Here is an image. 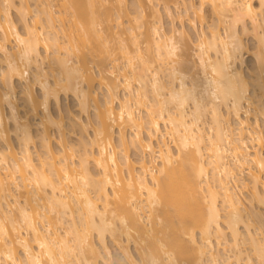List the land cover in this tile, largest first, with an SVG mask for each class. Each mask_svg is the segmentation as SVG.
<instances>
[{
    "label": "bare ground",
    "instance_id": "1",
    "mask_svg": "<svg viewBox=\"0 0 264 264\" xmlns=\"http://www.w3.org/2000/svg\"><path fill=\"white\" fill-rule=\"evenodd\" d=\"M125 1L10 0L11 7L6 12L0 10V178L13 177L19 169L16 181L24 177L44 185L51 178L41 170L51 166L65 184L73 183L77 176L87 179L93 188L95 182L113 181L115 190L111 186L107 189L111 202L119 207L129 203L133 210L155 198L151 181L143 184L140 180L143 168L154 159L161 171L171 168L169 183L174 190L187 186L183 163L174 166L181 154L167 140L170 125L156 120L150 106L155 85L145 80L141 70L155 62L162 69L160 79L167 89L168 112L188 116L197 113L205 154L219 155L234 187L251 193L255 186L264 194V135L259 130L264 120V0H200L199 5L178 1L186 13L181 20L189 22L197 38L201 34L211 38V27L217 31V38L225 41L208 54L207 60L198 57L199 72L171 46L175 31L166 32L158 19L150 23L148 32L143 30V7L141 13L136 11L142 30L127 27L130 42L122 37L118 26L105 31L102 14L111 6L114 12L123 9ZM107 4L111 5L107 12L101 11ZM205 4L214 16L207 26ZM167 10L173 16L169 6ZM110 13L107 18L111 20V16L119 15ZM115 18L117 25L123 23L121 14ZM225 25H234V29ZM36 32L53 37L61 33L78 42V59L88 72L86 90L76 79V67L70 58L57 60L44 46L47 41L38 49L27 42ZM249 37L255 41L253 47L247 43ZM90 44L93 52L108 54V68L96 60L98 54L86 50ZM246 56L253 60L248 70ZM173 57H178L175 68L166 62ZM71 95L77 100V111L62 108L63 96ZM142 109L145 114H141ZM127 129L133 132L130 137ZM70 133L77 136L75 143L70 141ZM165 144L169 146L167 151L161 148ZM133 150L136 157H132ZM21 187L24 190L18 191L9 179L0 190V209L7 212L10 205H15L12 215L18 221L38 200L52 195L51 188ZM201 216L199 206H178L169 216L165 235L186 259L189 253L180 240L181 226L189 217L199 220ZM249 217L257 227L264 225V207L251 205ZM240 229L243 231L244 226ZM14 251L17 257L23 255L18 246ZM13 259L7 252H0V264H13ZM159 260L160 264H169L163 254Z\"/></svg>",
    "mask_w": 264,
    "mask_h": 264
},
{
    "label": "clouds",
    "instance_id": "2",
    "mask_svg": "<svg viewBox=\"0 0 264 264\" xmlns=\"http://www.w3.org/2000/svg\"><path fill=\"white\" fill-rule=\"evenodd\" d=\"M10 7V0H0V10L6 12ZM225 26L234 29V25ZM209 31L211 38L201 34L193 43L195 55L201 60H207L209 53L225 44L217 38L215 28L210 27ZM43 41H47L44 46L57 60H72L75 77L86 90L88 72L78 59V42L61 33L53 37L40 32L33 33L27 42L38 49ZM171 46L178 53L182 51V32L173 35ZM177 61L178 57H173L166 62L175 68ZM141 71L145 80L155 85L151 88L154 102L150 106L156 120L170 125L167 135L181 154V160L175 159L174 166L183 163L187 186L174 190L169 183L171 168L161 171L154 159L143 168L140 180L143 184L151 181L155 198L133 210L129 203L119 207L111 202L107 189L111 186L115 190L113 181L95 182L93 188L87 179L77 176L73 183L65 184L56 169L47 166L41 174L51 179L37 185L24 177L16 181L14 176L20 175L16 169L13 177L0 178V190L11 179L18 191L24 190L21 185L41 190L51 188L52 195L38 200L19 221L12 215L15 205H10L7 212L0 209V252L14 258L13 264H160L161 254L168 258L169 264H264V225L257 227L249 217L251 205L259 203L264 207V194L253 186L251 199H247L244 189L230 184L231 173L221 166L219 155L205 154L198 114L169 113L167 89L160 79L162 69L153 62ZM168 147L161 146L164 151ZM178 206H199L202 212L199 220L189 217L181 226L179 235L189 253L187 259L165 235L169 216ZM21 232L25 235L21 236ZM15 246L21 249L22 256H16Z\"/></svg>",
    "mask_w": 264,
    "mask_h": 264
},
{
    "label": "rangeland",
    "instance_id": "3",
    "mask_svg": "<svg viewBox=\"0 0 264 264\" xmlns=\"http://www.w3.org/2000/svg\"><path fill=\"white\" fill-rule=\"evenodd\" d=\"M178 1L179 0H127V1H125L126 3H122L125 5L123 9L121 7V10L120 9H119V11L115 10L116 13L119 12V15H116L112 6L110 4H107L106 6L101 8V11L107 12V8L109 6H111L110 8H112V9L110 11V8H109V12H111L112 14L111 13L110 14L111 15L115 14L117 17L120 16V14H121V16H122L121 20L123 21V23L121 25H117L116 24L117 20L114 22V20L116 19L115 18L116 16H113L114 18L111 16V18H112V20H111V19H109V17L107 18V15H109V12H107L106 14L104 12V14H102V16L100 18L102 21L101 26L104 27L105 31H108V28L111 26H113V27L115 26V28L118 26L117 30H119L120 34H122V37H125L130 42V37L128 34L127 27L129 25H133V26H135V29L138 28L137 14L141 13L140 10L143 11V9H142V7H143L144 12L146 14L145 25H144L143 30L145 29L146 32H148V29H149L148 27H149L150 23H152L153 20H154L153 22H157L159 20L158 24H161L166 32H169V33L172 31H175V33L176 32H182L184 35V46H183L182 51L179 53H180L181 57L189 64L190 67L194 66L195 70L197 72H199V67L197 65L198 64V56L195 55L196 50L193 47V43L197 40V33H196L197 31L191 27V25L189 24L188 21L181 20L182 17H180V16L182 14H186V13H185L184 5L178 4ZM186 1L187 2L192 1L198 5L200 4V0H186ZM140 5H141V8L138 9L140 7ZM168 6L170 7L171 11L173 12V16H171L169 14V12L167 10ZM115 9H117V8H115ZM112 10H113V12H112ZM137 10H138V13L136 12ZM135 13H136L137 19L134 18ZM204 13L206 15L204 25L207 26L208 24L212 23L213 19H214L212 10L208 4L204 5ZM184 16H185V18L188 17L187 15H184ZM186 20H187V18H186ZM58 23H60V22H58ZM197 27H199V28L201 27L199 20H197ZM136 30H137V32H140L142 30V28H138ZM146 35L147 34H145V36L141 37V39L145 40ZM246 40H247L248 45H250L251 47L254 46L255 41L252 37H249ZM142 46H143L144 50L146 51V47H147L146 43L142 44ZM86 50L89 53H91V55L95 54V53L98 54V55L95 54L96 60L98 59L97 61L100 62L102 66H104V67L110 66V64H109L110 60H109V58H107V55H108L107 53H105V52H103V53L102 52L101 53L100 52H93L91 44L87 47ZM150 54H152V52ZM252 66H253L252 58L250 56H246V70L252 68ZM37 92H38V90H37ZM62 108L66 111L68 109L77 111V100L75 99V97H73L72 95L69 97L63 96ZM141 111H142L141 114H145V110L142 109ZM68 128H69V125H68ZM259 130H261L262 134L264 135V120L263 119H261ZM132 133H133L132 130L127 129V134L129 137L132 135ZM69 138H70L71 142H74V141L76 142V140H77V136L73 133L69 134ZM116 139L118 140V137H116ZM167 140L172 145L170 136H167ZM172 147L175 148L174 145H172ZM257 147L261 148L260 145H257ZM36 149H38V150L40 149L39 144L36 148H34V155L35 156L37 155ZM262 149L264 150V146H262ZM131 154H132V157H136V152L134 150L131 152ZM243 176L247 179V172L246 171H245V174ZM240 188H242V187H240ZM242 189H244V192H243L244 197L247 199H251L250 191L246 188H242Z\"/></svg>",
    "mask_w": 264,
    "mask_h": 264
}]
</instances>
